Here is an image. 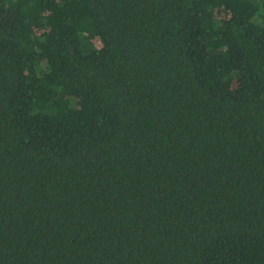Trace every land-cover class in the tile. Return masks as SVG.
<instances>
[{"label": "trees", "instance_id": "trees-1", "mask_svg": "<svg viewBox=\"0 0 264 264\" xmlns=\"http://www.w3.org/2000/svg\"><path fill=\"white\" fill-rule=\"evenodd\" d=\"M0 264H264V0H0Z\"/></svg>", "mask_w": 264, "mask_h": 264}]
</instances>
